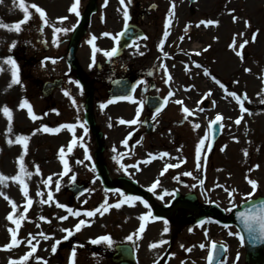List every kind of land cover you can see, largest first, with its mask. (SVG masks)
I'll return each instance as SVG.
<instances>
[{
	"label": "rangeland",
	"instance_id": "obj_1",
	"mask_svg": "<svg viewBox=\"0 0 264 264\" xmlns=\"http://www.w3.org/2000/svg\"><path fill=\"white\" fill-rule=\"evenodd\" d=\"M37 1H39L37 2L39 5L44 7L42 0ZM48 1L50 2L48 4L49 9L53 10V5L51 4L53 0ZM150 1L160 5L159 11L157 13L152 12V15H150L151 32L154 26L158 29V32L163 29L165 21L168 22L163 17L168 16L167 14H169L173 3L175 4V11L180 9L178 17L181 18V20L178 19L181 23L172 27L175 28V34L181 33L179 28L183 27L185 20L192 22L193 27H195L194 24L200 25L201 21L212 20L218 22V24L205 25L206 28L201 25L200 27L196 26L193 29L192 39L198 38L201 46L194 48L186 41L184 47L187 49L183 52L181 51L183 55L178 51L177 40L175 39L176 41L172 42L167 51L174 54V57H181L185 64L184 67L181 63H177L175 59H161L158 50H149L147 51L146 70L148 74L154 72V75L160 78V76H163V66L169 65L172 72L179 76L180 82H177L179 79L175 81L177 85L181 83L187 86L188 84H193L196 92L214 89L213 79L202 75L200 68L193 67L192 61H196L204 63L206 69L213 76L223 77L224 81H227L229 88L243 98L244 107L248 111L244 113L242 125H236L233 121L231 128L228 130L229 132L226 130L227 133L220 139L221 146H226V149L221 147V149L210 156V163L207 166L209 167V178L206 180L205 186L207 190L212 191L215 188V182H222L228 192H233L230 197L225 190L220 195V189H213V197L221 201L228 211L248 199V194L253 191L247 182L249 179L255 180L259 185L255 194L251 197L264 195V110L262 109L264 102V0H197L194 5L195 14L190 15L188 14V2L186 3V8L182 9L180 2L175 3L173 0ZM71 2L74 3V0H71ZM86 2L87 0L84 3ZM168 2L170 3L167 4ZM60 5V3L57 5L56 12ZM0 7L2 11L0 23L14 25L20 22L9 16L14 13L13 3L9 2L8 7L6 4H1ZM29 8L34 11L31 7ZM233 10V14L238 17L236 22H233V17L229 14ZM66 12L67 9L62 10V13ZM96 18L97 16L93 19ZM38 19L42 21L40 17ZM246 20L250 22L251 27L245 26L244 21ZM39 21L37 20V23ZM42 22L45 23L44 21ZM73 22L74 20L68 22L66 29L71 31ZM172 24L173 21L171 19V25L165 27L167 28L166 30H170ZM104 28L105 30L108 28V23L104 27L98 26L96 31L88 33L84 37L82 48L80 47L78 55L79 62L85 70H88V66L92 61L90 58L92 50L88 46V41L92 35H100L99 32ZM21 29L17 33L14 30L9 31L0 27V68L3 69V71H0V109L7 105L13 113L12 131L9 132L8 120L0 111V174L9 177L7 181L1 183L0 187V264H9L10 260H19L27 254L31 250L28 246V240L32 237H35L32 240V244L36 246L37 251L25 264H45V262L46 264H70L73 250H75V264H117L109 256L110 248L124 242L136 243L138 264H192V259L199 261V264H205L204 257L207 241L209 240L224 242L227 245L228 259L221 264H248L245 260V247L241 240V235L234 226L222 227L212 221L202 226L194 225V229L190 232L185 229L184 231L178 230L177 228H173L175 230L172 232L169 223H167L168 232L165 233L164 222H152L147 225L146 231L138 234L140 227L138 216L142 215L145 209L142 207L138 209L137 202H135L134 206H129L127 203L122 204L119 209L109 207L107 212H104L101 208V212L95 216H85L83 220L87 226H82L79 232L75 231V225L81 221L80 217H84V215L76 216L73 214L78 212V209H86V212L92 211L103 205L105 200L108 201L109 205H112L118 203L123 197L117 192H107L102 188L98 180H93L94 173L88 163L79 160L75 156L77 154L69 156L65 146L68 137L65 131L54 137H50L42 131L45 126L48 127L50 124H57L61 121H72L80 129L79 125L84 123L82 119L85 109L80 107V105H73V101L70 98L73 96L76 101L79 100L80 102L86 98V95H83L84 90L81 87H78L79 89L75 92H71L68 87L64 88L63 92H68L70 96L65 95L66 101L62 100V104L59 105V109L63 113L58 114L50 111L41 94V83L47 78L50 71L70 68L64 61L46 63L44 60V68L42 69L36 62L32 61L30 64L33 67L37 65L38 69L34 70L33 76L28 79L27 77L30 74L32 75L31 71L34 68L28 65L25 66L17 57V52L11 47L13 43L22 45V43L34 37L30 36L28 26L22 24ZM43 30L45 32V29ZM254 32L258 34L255 42H251ZM241 33H243V36L240 35ZM234 36L237 38V45L244 40L250 41L243 50V60L237 57L229 47ZM58 37L60 36L53 37L51 39L52 43H54V40L56 42ZM101 40L103 39L101 38ZM144 42L145 40L140 41L133 48H139ZM64 46H67V43ZM108 46H106L107 51H109ZM205 48L208 50L204 51ZM56 49L57 47H55ZM197 52L201 54L195 55ZM60 53H66V48L63 50L59 49L57 54L60 55ZM96 55H98L95 57L97 60L100 57L101 61L109 59L104 55L103 51L96 52ZM186 55H190V59ZM9 57L14 59L18 66L20 80L18 84L11 83V66L4 63ZM56 59H59V56ZM246 69L249 71H245ZM69 85L71 87L72 83ZM245 94L247 99H244ZM24 100L29 102L35 116L38 117L35 121L29 117L27 109L19 108V105ZM235 111H237L236 108ZM235 115L236 113L232 117L234 118ZM197 124L201 128V124L199 122ZM200 132L201 130H198L199 136ZM33 133L35 134L33 135ZM19 135L30 137L28 154L25 156V168L31 175H25L24 179L28 186V198L33 203L26 213V218L21 222L19 229H17L16 225L7 219L12 209L9 201L5 200L4 196H7L17 205L14 218L19 219L24 214V206L26 204V199L21 191L22 186L12 179V177L19 174L17 159L23 152L22 147L15 143V138ZM8 140H12L13 143L9 145ZM188 143L187 147L190 148L191 152V147L193 148L195 143L190 138ZM61 148L65 150L64 156L70 157L73 161L71 162L73 169L85 171L77 167V162L82 161L81 163L83 164L81 166L86 169L89 168L88 170L90 171V174H85L89 178L90 188L73 203L69 201V194L65 188L70 183V178L57 174L61 164L59 162L61 159L59 155ZM225 151L227 154L222 155V152ZM245 151L248 153L247 156L244 154ZM112 165L114 167L117 166L116 163ZM257 165L259 166L258 168ZM37 166L39 167L40 175H36ZM221 168H225V170H221ZM53 173L57 175L55 176ZM194 174H198V171H194ZM49 177H51V181L46 184L45 181ZM57 184H59V190H57ZM37 193L41 195H37ZM49 193L52 194V201L47 199ZM201 197L203 200L204 196L202 195ZM159 198L154 196L156 201H159ZM42 200L46 202L41 203ZM57 203L72 209L73 213L67 212L65 208L57 207ZM65 216L68 218L62 220L61 218ZM74 219H77V221H74ZM10 228L17 231V239L23 243L11 250H3L11 241ZM65 229L71 230L73 235L68 236V233L64 231ZM41 232L48 236L49 239L46 240L43 236H40L39 233ZM107 234L112 240L111 247L105 242L92 243V241L98 240ZM130 235L133 237L131 241L127 239ZM170 235L174 236V241L171 245L167 244L169 249L166 250L165 243L160 244V242L166 241ZM66 236L68 237L67 242L59 247ZM57 241H59L58 244ZM153 243L160 244V246L153 249L150 247ZM54 245L57 249L55 253L52 252ZM198 245H204V247L198 249ZM188 249H191V251H188ZM198 256L200 258L196 259Z\"/></svg>",
	"mask_w": 264,
	"mask_h": 264
},
{
	"label": "snow or ice",
	"instance_id": "obj_2",
	"mask_svg": "<svg viewBox=\"0 0 264 264\" xmlns=\"http://www.w3.org/2000/svg\"><path fill=\"white\" fill-rule=\"evenodd\" d=\"M130 2H131V0H129V3ZM120 3H121V5L124 6L123 19H124V23H125V32H126L128 30V21L130 20V16H129V13H128V10H127V6L125 5V0H120ZM106 4H107V0H105V6H106ZM79 6H80V0H74V3L72 4V6L69 9V11L71 13L75 14L77 17H79L80 16ZM19 7L24 12V19L22 21L16 23V24H14V25H5L3 23H0V27L6 28L9 31L14 30L17 33H19L22 30L21 29V25L24 24V23H27L29 21V19L31 18V15L29 13V7L35 9V12L39 14L40 19L42 21H44L45 24L47 25L46 12L44 10H42L41 8H39L38 6H36L34 4L29 6V5H27L25 3V0H19ZM174 9H175V4L173 3L172 7L170 9V16H169V19H168V22H167L168 25H171V15H174ZM233 13H234V10L232 12H230L229 14L232 15L233 22H236L238 20V17H236ZM65 19H67V17L61 18V22H63V20H65ZM244 23H245L246 27H251L249 21L246 20V21H244ZM201 24L212 25V24H218V22L217 21L208 20V21H201ZM199 26L200 25H197V27H199ZM68 31H69V29L54 28V33L63 32L65 34H67ZM125 32H121L119 35L123 36L125 34ZM257 34H258L257 32L253 33L252 38H251V42H255ZM104 35L105 36H109L110 34L109 33H104ZM168 35H169V33L167 31H165V33H164L165 38H167ZM240 35L243 36V33H241ZM143 38L147 39V37H143ZM113 39H116V38L113 37ZM95 40H96V37L93 36L88 41V43L90 45H92L93 60L95 59L96 52L100 51V49L95 47V43H94ZM236 40H237V38L234 36L233 40H232V43L229 45V47L234 51V53H235V55L237 57H239L241 60H243L244 59L243 50L245 49L246 45L250 41L249 40H244L242 43H239L237 45ZM53 42L55 43V40ZM118 42L119 41L117 40V43ZM11 47L14 48L15 47V43H13L11 45ZM160 47H161V49L163 48V41L161 42ZM207 50H208L207 48L204 49V51H207ZM116 54H117V48H115V47H113L111 49V51H105L104 52V55L106 57H108L109 59H111ZM200 54L201 53H199V52L195 53V55H200ZM4 63L11 66V69H12V82L11 83L12 84L20 83L19 76H18L19 69H18V66H17L15 60L12 59L11 57H9V58H7L4 61ZM52 63H56V61L53 60ZM196 67L199 68V67H201V65L196 64ZM0 71H3V69L0 68ZM245 71H249V70L246 69ZM204 74L205 75H210V73L206 69H205ZM213 79L215 80V77H213ZM168 80H171L170 76L168 77ZM215 82L217 84H219L221 88H224V85L221 84L219 80H216ZM72 83H76V82L73 81ZM77 86L79 87L78 84H77ZM225 91L227 92V89H225ZM65 95L66 96H70V94L68 92H65ZM172 95H174V93L169 92V97H171ZM208 95L210 96L211 93H208ZM227 95L233 97L236 100L237 104H239V106H240L241 113H245V112L248 111L244 107V102L241 99V97L238 96L235 92H227ZM119 99H127V100H130L132 103H136V101L133 100L132 97H130V96L120 97ZM244 99H247L246 94H245ZM114 102H115L114 100H109L108 104H111V103H114ZM73 103L75 104L74 100H73ZM175 103L180 104V105L183 104V102L180 101V100L175 101ZM165 104H167V99L165 100ZM100 107L103 109V108L107 107V105L106 104H101ZM142 107H143V105L141 104V108ZM19 108L20 109H27L28 115L33 121H35L38 118V117L35 116V114L33 112V108H32V106L29 104V102L27 100L22 101L21 104L19 105ZM182 110H183V112L185 114V118H187L188 116L193 115V112L190 111L187 107H183ZM0 111H2L3 115L8 120V125H9L8 126V131L11 132L12 131V121H13L12 110L7 105H5V106L2 107V109H0ZM160 111H161V109L157 108L156 109V114L158 115ZM249 114H251V113H249ZM138 117H139V111L137 112V119H138ZM137 119H134V120H132V121H130L128 123L136 124L137 123ZM242 119H243V116H241L239 119H237L235 121V123L237 125H239L241 123ZM222 120H223V116L220 115V114H217L215 119L213 121H211L210 127L212 125L220 124V122ZM120 123L124 124L126 122L121 120ZM220 126L222 127V124H220ZM76 127H77L76 124H64V125H61L57 129H51V128H48V127L45 126L42 129V131L49 132V133H58L61 129H67L69 132H72L73 133V139L71 140V142H70V144L68 145V148H67V151L71 152L73 146L80 142L75 136ZM79 127L84 128V125L80 124ZM193 127H194V129H198L200 127V125L199 124H195V125H193ZM84 132H85V135H86L87 134V128H84ZM34 134L35 133H33V135ZM80 139H82V138H80ZM206 139H207V136H205L204 138H201L200 141H199V144L197 145V148H196V162H197V169L198 170L201 167V163H200V161H201V149L205 145ZM29 140H30V137L24 136V135H19V136H17L15 138V143L22 147L23 152L17 159V163L19 165V174L14 176V177H12V179L16 183H18V184H20L22 186L21 187V191L23 192V196L26 199V204L24 206V214L21 215L19 217V219L14 218V216L16 214V211H17V205L13 201H11L7 196H4V199L9 201V204L11 205V209H12V212L7 216V219L12 224L16 225L17 229H19V227L21 226V222L26 218V213H27L28 209L31 207V205L33 203V201L30 198H28V186L25 183V179H24L25 175H28V176L31 175V173H28L26 168H25V156L28 154ZM8 143H9V145H11L13 143V141L12 140H8ZM123 143L125 145H127V143H128L127 139ZM81 146H83V145L81 144ZM210 147H211V145H209V148ZM113 151H115V149H113ZM64 154H65V150H64V148H61L59 155H60L61 161L64 163V167H65V172L63 174L67 175V173H68V171L70 169L68 168L67 161L64 160ZM244 154H245V156H247L248 155L247 151H245ZM167 155H168V153H161L160 157L162 158L163 156H167ZM87 158L91 159L90 156L87 157ZM156 158L157 157L151 156V154H150V159H156ZM148 162H150V160L149 161H144V163H148ZM121 167H123V165H121ZM172 167H179V164H176V165L168 164L164 168L163 172H161V175H163L164 172H166L169 168H172ZM258 167L259 166L257 165V168ZM36 175H40V171H39V167L38 166L36 168ZM185 175H191V173H185ZM8 179H9V177H6V176L0 174V183H3L5 181H7ZM72 180L73 181L75 180V176L72 177ZM50 181H51V177H49L48 180L45 181V183L48 184ZM247 182H248V184L251 186V188L253 190L251 193L248 194L247 198L250 199L251 196H253L255 194V191L258 189L259 185H258V183L255 180L249 179ZM201 183H203V181ZM158 184H159V181L157 180L155 183L152 184L151 187H149L148 191L149 192H155ZM56 187H57V190H59V184H57ZM117 191L119 192V190H117ZM225 191H227V189H225ZM37 195H41V194L37 193ZM119 195L121 197H123V199H121L118 203L109 205L108 201L105 200L103 205H101L100 208H97V209H95L93 211L84 212L83 215L87 216V217H93L97 213L101 212V208L103 209L104 212H107L109 210V207L119 209L121 207V205L125 204V203H127L129 206H134L136 201H139L140 203H142L146 209L149 208V205H148L147 201L142 200L141 197H139V196L125 195L123 192H119ZM232 195H233V192H229V196L231 197ZM160 198L163 199V197H160ZM47 199H48V201H52L53 197H52L51 193L48 194ZM45 202L46 201H43V200L41 201V203H45ZM56 206L60 207V208H65V210L67 212L73 213V210L70 209V208H67L65 205L57 203ZM229 210H231V209H229ZM73 214L76 215V216L81 215V213H79V212H76V213H73ZM67 218L68 217L65 216V217H62L61 219L62 220H66ZM150 218H152L153 220L155 219V217H153V214H152V212L150 210L147 212L146 215H141L139 217V220L142 223L140 224L138 234H142L146 230V223L149 222ZM238 218L243 221V223L245 224V227L249 230V232H252V230H253L252 229V224L253 223H259V226H260V237L259 238L262 241H264V212H262L260 215H255V216L254 215H248V214L242 212V213L238 214ZM167 223L168 222L165 220L164 221V224H165L164 232L165 233L168 232ZM201 223H203V222H201ZM82 226H87L85 221H83V220H81L78 224L75 225V231L79 232L81 230ZM64 231H66L68 233V236L73 235V232L71 230L65 229ZM9 232L11 233V241H10V243H8L5 246V248L3 250H11L13 248L19 247L20 244L23 243L21 240L17 239V231L16 230H13V229L10 228ZM39 235L43 236L44 239H46V240L49 239V237L46 236L42 232L39 233ZM67 238L68 237L66 236L65 239H67ZM253 238H255V237H253ZM33 239H35V237H32L31 239L28 240V246L30 247L31 250L19 260H10L9 264H25V262H27L29 260V258L37 251L36 246H34L32 244V240ZM127 239L129 241H131L133 239L132 235L128 236ZM241 240L243 241V237H241ZM100 242L107 243L109 247H111V245H112V240H111V238L109 236H102L98 240L92 241V243H100ZM58 243H59V241H57V244ZM164 243H167V241H161L160 242V244H164ZM160 244L153 243V244H151L150 247L155 249V248L159 247ZM200 247L203 248L204 245H201ZM216 248H217V245L215 243H213L212 246H211L212 250L209 252V255L207 257L208 264H213L214 253L216 251ZM56 250H57L56 246L54 245L53 248H52V252L55 253ZM188 251H191V249H188ZM224 251H226V249H224ZM74 258H75V250H73V252H72V260L70 261V264H75ZM45 264H46V262H45Z\"/></svg>",
	"mask_w": 264,
	"mask_h": 264
},
{
	"label": "water",
	"instance_id": "obj_3",
	"mask_svg": "<svg viewBox=\"0 0 264 264\" xmlns=\"http://www.w3.org/2000/svg\"><path fill=\"white\" fill-rule=\"evenodd\" d=\"M264 212V207L258 210V213ZM261 247H255L254 250L249 249V259L254 260L255 264H263L260 262L264 258L260 253Z\"/></svg>",
	"mask_w": 264,
	"mask_h": 264
},
{
	"label": "bare ground",
	"instance_id": "obj_4",
	"mask_svg": "<svg viewBox=\"0 0 264 264\" xmlns=\"http://www.w3.org/2000/svg\"><path fill=\"white\" fill-rule=\"evenodd\" d=\"M198 46V45H197ZM0 187H1V183H0Z\"/></svg>",
	"mask_w": 264,
	"mask_h": 264
}]
</instances>
